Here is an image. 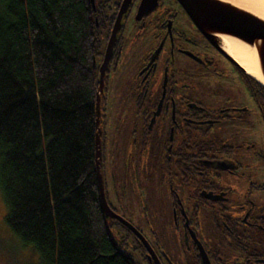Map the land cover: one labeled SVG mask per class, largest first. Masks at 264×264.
<instances>
[{
    "label": "trees",
    "instance_id": "trees-1",
    "mask_svg": "<svg viewBox=\"0 0 264 264\" xmlns=\"http://www.w3.org/2000/svg\"><path fill=\"white\" fill-rule=\"evenodd\" d=\"M119 2L106 16L96 0L94 10L90 0H0L3 219L21 246L37 253L39 264H137L121 249L124 238L137 241L135 236L103 216L94 157L97 33L105 31L107 40ZM238 70L264 117V86ZM211 145L195 144L175 161L204 206L212 201L204 194L218 192L206 170L220 165L219 157L206 154ZM220 159L227 165L220 168L238 167ZM112 223L121 241L114 239Z\"/></svg>",
    "mask_w": 264,
    "mask_h": 264
},
{
    "label": "rangeland",
    "instance_id": "rangeland-1",
    "mask_svg": "<svg viewBox=\"0 0 264 264\" xmlns=\"http://www.w3.org/2000/svg\"><path fill=\"white\" fill-rule=\"evenodd\" d=\"M96 1L103 6L102 12L107 16L111 12L109 7L117 0ZM138 2L132 1L123 17L118 55L106 73L102 93V174L108 205L130 222L167 264H196L192 243L188 245L185 241L184 218L178 200L190 229L207 251L219 252L226 261L251 253H264V228L243 223L236 225L225 217L222 219L214 208L198 205L194 194L196 184L191 179L183 181L172 159H168L169 115L164 122L161 118L156 126H144L142 112L137 107L136 75L143 58L160 35L158 31L156 33L155 12L143 17V22L135 18ZM168 5L170 2L166 1L164 6ZM174 27L192 39V43H179L181 46L205 51L212 59L203 64L175 52L172 68L176 103L181 95L203 107L202 114L225 115L190 130L192 136L189 135L185 142L189 147L187 151L195 144L211 141L213 150L206 154L238 165L234 172L212 168L210 174L214 176L213 185L217 191L227 188V194L222 197L225 213L236 216L246 211L251 222L259 214L264 216V117L241 73L206 49L184 18H178ZM106 43L105 31L98 32L97 67L103 59ZM165 49L166 45L160 52L159 66L166 56ZM157 74L161 79V69ZM168 83L170 85L171 81ZM178 141L179 134L173 150ZM5 212L0 193V264H39L32 247L21 246L8 229L3 219ZM230 228L241 237L231 233ZM112 233L116 241H121L122 232L114 223ZM121 242V249L137 264H149L132 237Z\"/></svg>",
    "mask_w": 264,
    "mask_h": 264
},
{
    "label": "flooded vegetation",
    "instance_id": "flooded-vegetation-1",
    "mask_svg": "<svg viewBox=\"0 0 264 264\" xmlns=\"http://www.w3.org/2000/svg\"><path fill=\"white\" fill-rule=\"evenodd\" d=\"M132 1L134 0H131V3ZM166 1L170 2V6L169 5L164 6ZM131 3L129 4L128 9ZM152 12H155V16H156L155 18L158 22L157 24L158 30H156V33L158 31L160 36L158 38L157 43L148 51L146 56L143 58V61L136 75L137 107L139 108L140 112H142V116L145 121V125H144L145 127L148 126L150 127V125L156 126L161 118L164 122V120L167 119L169 115V123H168L169 130H168V137L166 144H167V151L169 154L168 159L169 160L172 159V161L175 164V161L181 159V157L185 156L187 152H191V151H187V146L185 144L187 138H190V136H192L190 130L197 129L196 125L200 123L206 122L210 124L217 121L222 116L223 117L225 116V115H221V116L213 115L211 113L202 114V111L204 110L203 107H201L197 103L187 101L188 99L181 95H179L178 97L179 103H176L175 100L176 94L174 87L175 80L173 77L174 71L172 68V64H173L172 60L175 55V52L181 53L182 55H185L191 60L203 64L210 63L212 59L210 58V56H207L205 54V51L191 50L179 44L184 42L192 43L191 42L192 39L187 38L184 32H180L174 27L175 21L178 18H184L187 24L189 25V28L195 34V36L203 41L206 49H209L211 52H213L219 59L227 63V65L232 66L237 70L239 68L229 58H227L225 53H223L225 50L222 46V41L219 38L220 35L216 34V38L214 40L215 43H212L208 39H206L196 28V26L194 25V23L192 22V20L190 19V17L183 9L182 5L179 3L178 0H157V4L155 5L154 9H152V11H150L148 14ZM148 14L141 16V18L138 21L143 22V17L147 16ZM119 42H120V32L118 34V40L113 49V54L110 63L108 65V69L112 61L116 59L118 55L117 47L119 45ZM164 45H166V49H165L166 56L163 58L161 65L159 66L158 58ZM158 47L159 50L157 52V55L155 56L154 52ZM160 69L162 72L161 79L157 77L158 75L157 71ZM169 81H171L170 85L168 83ZM179 104L182 105L183 107L182 109H180V106H178ZM217 112H223V111L218 110ZM177 134H179V141L177 147L173 150L172 149L173 143L177 139ZM216 160H220L219 161L220 165L212 164L213 166L206 168V170L211 172L210 169L212 168H220L222 167V165L223 167H227L225 162H222L220 158ZM207 162L209 164L211 160H207ZM195 166L200 168V166H197L196 164ZM200 185L201 187L204 186V184L201 183ZM204 195L212 199V201L208 203L209 204L208 207H212L215 210H217L220 213L222 219L223 217H225V219H228L231 223H234L236 225L239 223H243L246 225H253V226L259 225L260 227L264 228L263 225L264 216H262L261 214L257 215V217L252 218L251 219L252 221L249 222L248 221L249 214H245L246 211H244V213L242 214L239 213L236 216L228 215L227 213H225V207L222 202L225 199L223 200L222 197L219 198V196L221 195L219 191L215 193L206 192ZM242 207L243 206H241V208ZM187 223H188V228L187 227L184 228L185 241L188 245L192 243L193 252L194 254H196V264H201L200 258L197 256L196 245L194 244L193 238L190 235V232L194 233V231L190 229L189 221ZM230 229H231V233L236 234V237L238 238L241 237L236 233L234 229L232 228ZM149 245L151 246L150 243ZM151 248L153 249L157 257L159 264H167L163 256L160 255L159 251H157L152 246ZM204 250L207 254L210 264H264V253H260V254L251 253L246 256L243 255L241 257H234V259L230 261H226L217 251L210 252L207 251L205 248ZM144 255L146 256L145 249H144ZM152 262H153L152 259H150L149 264H153Z\"/></svg>",
    "mask_w": 264,
    "mask_h": 264
},
{
    "label": "water",
    "instance_id": "water-1",
    "mask_svg": "<svg viewBox=\"0 0 264 264\" xmlns=\"http://www.w3.org/2000/svg\"><path fill=\"white\" fill-rule=\"evenodd\" d=\"M178 1L190 17L196 28L210 42L215 43L214 40L216 38V34H219L230 36L241 41L244 44L249 45L250 47H255L258 69L264 79V19H261L251 12L237 7L236 5L224 0ZM90 3L92 9L94 10V0H90ZM130 3L131 0H121L108 35L103 59L98 67V86L95 96V168L97 175L99 200L104 218L114 219L125 226L129 231H131L137 241L144 247L146 251V258L148 259V261L150 262V259H152L153 264H159V261L148 241L130 222L116 214L110 208L106 201L104 192V182L102 174V129L100 117V95L103 93L106 72L108 70V65L113 54L114 46L118 40V34L123 25V17L126 15ZM156 4L157 0H140L137 6L135 18L139 20L141 16L148 14L150 11H152V9H154ZM159 47L154 52L155 56L157 55ZM223 53H225L227 58H229L237 67L243 70V68L226 51H224ZM94 62L95 61H93V63ZM261 85L264 86L263 84ZM178 205L180 206V211L184 218V227L188 228V219L179 200ZM175 215L176 213L174 210V217ZM190 235L193 238L194 244L196 245L197 256L200 258L201 264H210L202 244L197 240L193 232H190Z\"/></svg>",
    "mask_w": 264,
    "mask_h": 264
},
{
    "label": "bare ground",
    "instance_id": "bare-ground-1",
    "mask_svg": "<svg viewBox=\"0 0 264 264\" xmlns=\"http://www.w3.org/2000/svg\"><path fill=\"white\" fill-rule=\"evenodd\" d=\"M245 9L264 19V0H224ZM224 50L243 68L246 74L264 85V79L258 69L255 47H250L230 36L220 35Z\"/></svg>",
    "mask_w": 264,
    "mask_h": 264
}]
</instances>
